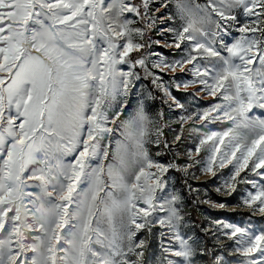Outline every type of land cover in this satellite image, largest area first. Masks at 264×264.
I'll list each match as a JSON object with an SVG mask.
<instances>
[{"label": "snow or ice", "instance_id": "1", "mask_svg": "<svg viewBox=\"0 0 264 264\" xmlns=\"http://www.w3.org/2000/svg\"><path fill=\"white\" fill-rule=\"evenodd\" d=\"M158 23L170 42L147 36ZM177 71V90L216 102L189 111L158 75ZM141 80L180 110L171 143L193 137L167 163L170 124ZM194 168H227L215 191L250 185L236 207L264 217V0H0V264H264V227L196 233L167 175Z\"/></svg>", "mask_w": 264, "mask_h": 264}, {"label": "rangeland", "instance_id": "2", "mask_svg": "<svg viewBox=\"0 0 264 264\" xmlns=\"http://www.w3.org/2000/svg\"><path fill=\"white\" fill-rule=\"evenodd\" d=\"M160 0H155L156 4H159ZM168 24H157V26L147 34L148 37H150L151 41L155 40H161V42L168 41L170 42V34L164 33L163 35L160 34L162 28L168 27ZM238 33L233 32V36H238ZM229 42H231V37L229 38ZM150 52H157L160 53L163 57H165L168 60L173 59H179L182 53L179 50H174L170 48H164L159 45L153 44L152 48L149 49ZM147 55V52L145 53ZM151 59H156L155 56H152ZM139 70V69H138ZM141 75H143L141 71ZM158 75L161 76L162 82L169 87L172 94L185 106L189 109V111H195L197 109H202L204 107L209 106L210 103L216 102L213 98L208 97L205 99H201L199 97H193L190 95L191 89H189V92H185L183 88L181 87L179 90H177L174 86L175 83H180L186 80L191 79L190 73H181L177 71L175 74L171 72H164L159 73ZM140 84H144L147 86V88L151 89L153 87L149 80H141L137 84L136 91H141L139 88ZM153 91V90H152ZM159 92V91H158ZM162 94L159 92V95L157 97L158 100H160V103L156 100L148 101L150 107V111L155 114L157 111L163 110L164 112V119L170 124V127L164 128V134L165 138L169 141L171 144V151H168L167 154L169 156V159H173V155L175 152H181L184 153L187 151V149L193 147V137L190 136L187 132L184 133V137L180 142H177L175 144H172V140L175 134L179 131V126L175 123H172L174 121L179 113V109H169V107L162 103V100L160 99V96ZM254 113L257 115L262 114L260 109H254ZM187 127V125L185 126ZM173 129L176 131L174 132ZM204 130H219V127L217 125H209L208 129ZM158 159L161 160V162L167 163L165 160V155H162ZM230 167V166H229ZM190 171L196 172L197 176H200L199 180L192 179L191 177H185L182 173L176 172L175 170H171L167 175L170 178L171 184L175 187V189L181 191L184 196L186 197L185 204L187 207V212L189 214V220L191 225L194 227L196 233L204 240H207L209 244L212 242L211 236H205L203 232L200 231V228H208V227H214L211 224L212 220L215 219H222L225 222L229 223H238L242 226H249L251 225L255 229L259 230L261 227H264V217H261L260 215H251L250 211L247 208H237L236 205L239 203V200L242 195L245 194L247 190L251 188L250 185L241 184L237 186V190L235 193H233L231 196L224 197L219 195L215 189L220 183L221 175H227L228 169H224L221 171V173H218L217 177H205L201 176L199 171L197 169H191ZM242 176H246L247 179H255L258 180L259 177H256L255 174L246 172L241 174ZM185 180H187V184H185ZM188 185H191L192 189L198 190V191H192L191 192V202L188 200V192L186 191V187ZM189 188V187H188ZM190 192V191H189ZM199 200H211V201H217V202H226L230 207L227 210L224 209H215L210 207L208 204L203 203H193V201ZM231 243V242H229ZM155 252L157 255L159 254V247L156 240L149 238V251L148 255L151 257L152 253ZM229 260H232V257H228Z\"/></svg>", "mask_w": 264, "mask_h": 264}, {"label": "trees", "instance_id": "3", "mask_svg": "<svg viewBox=\"0 0 264 264\" xmlns=\"http://www.w3.org/2000/svg\"><path fill=\"white\" fill-rule=\"evenodd\" d=\"M151 88H152L154 94L158 97L159 92L154 87H151ZM156 101L158 102V104L160 103V100L156 99ZM165 160H166V162L171 161L169 159V156H168L167 153L165 154ZM186 191L188 192V196H187L188 197V200L190 201V204H192V202H191V193L189 192V188L188 187H186Z\"/></svg>", "mask_w": 264, "mask_h": 264}]
</instances>
